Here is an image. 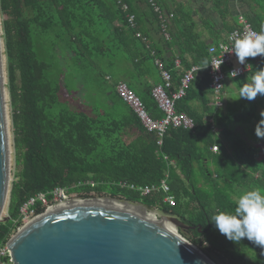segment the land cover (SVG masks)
I'll use <instances>...</instances> for the list:
<instances>
[{
  "label": "trees",
  "instance_id": "1",
  "mask_svg": "<svg viewBox=\"0 0 264 264\" xmlns=\"http://www.w3.org/2000/svg\"><path fill=\"white\" fill-rule=\"evenodd\" d=\"M182 8L171 10L162 0H0L16 163L0 222V264L7 259L3 248L23 224L22 207L35 198L33 209L44 213L39 197L53 202L58 188L66 195L107 192L152 206L195 227L179 233L191 234L190 242L207 256L215 254L229 264H264V249L247 238L227 240L209 221L219 211H234L245 191H264V138L254 131L264 96L238 98L239 87L264 68V57L248 58L250 70L227 80L223 106L217 109L209 102L211 79L205 67L213 58L211 46L201 42L190 15L183 20ZM248 21L256 32L264 27V15ZM243 26L240 21L229 33ZM180 41L188 44L179 56L184 67H191L188 52L193 64L205 67L176 106L194 127L171 126L160 147L157 133L144 127L117 87L126 84L149 116L162 120L153 99L154 88L162 85L155 63L161 59L173 71L179 58L165 54ZM181 77L173 72L176 90ZM167 174L175 206L164 201L168 194L162 191L142 196L129 188L159 186Z\"/></svg>",
  "mask_w": 264,
  "mask_h": 264
},
{
  "label": "water",
  "instance_id": "2",
  "mask_svg": "<svg viewBox=\"0 0 264 264\" xmlns=\"http://www.w3.org/2000/svg\"><path fill=\"white\" fill-rule=\"evenodd\" d=\"M4 91L0 39V222L10 176ZM87 200L93 199L49 209L12 236L6 244L12 264H215L179 234V229L195 230L179 218L158 215L157 209L142 203L117 200L142 208L146 216ZM152 214L157 217H148Z\"/></svg>",
  "mask_w": 264,
  "mask_h": 264
},
{
  "label": "built area",
  "instance_id": "3",
  "mask_svg": "<svg viewBox=\"0 0 264 264\" xmlns=\"http://www.w3.org/2000/svg\"><path fill=\"white\" fill-rule=\"evenodd\" d=\"M124 7H125L124 10H127V5H125ZM154 7L155 9L159 10V6L154 5ZM129 18L131 21H135V17L133 15H130ZM241 21L244 25L243 30L241 31L236 30L232 32L228 36L226 41L220 43L218 47L214 46L210 49V53L211 55H213V58L208 67V72H209V76L211 79L210 88L213 91L217 109H220L223 106L222 96L224 95V92H225V84L227 83V80L229 78H236V77L242 76L246 72H248L251 68L248 62V58H246V62L244 65H240L234 53L225 52L226 50L228 51L231 50L232 43L237 38L238 34L242 35L249 31H254L246 20L244 21V19H241ZM168 31H169L168 27L165 26L163 28V32L165 33L166 39L169 38L167 34ZM221 59H222L221 65L219 66V68H216L218 65V61H220ZM156 66L158 67L161 73L163 83L162 85H159L154 88L153 99L157 103L160 111L164 114V117L162 120L156 121L152 119L147 113L142 101L134 93H132L129 90L126 84L121 83L117 87V92L119 96L122 98V100L126 103V105H128L138 115L144 127L147 128L149 131H154L157 133L159 137L158 144L160 147H162L163 144L165 143L164 139H165L167 130L171 126L182 127L184 129H191L194 127L193 120L188 115L178 113L176 110V106H177V103L183 101L186 98L187 93L189 92L190 86L192 85L196 77V74H198L201 70H203V68L199 66H192L191 68L186 70L182 76L180 87L173 94H170V92L174 89L173 75L166 68L165 63L161 59L156 60ZM182 68L183 67L180 64V61H177L176 69L180 70ZM236 70H238V75L233 77L230 73ZM210 121L213 122V119H211ZM217 148H218L217 146H214V150H217ZM165 159L169 160L171 165H175V161L169 159L168 155H165ZM166 178L167 179H164L159 186L144 187V188H136L134 186H130L129 188L131 190H136L140 192L142 196H149L153 194V192L162 191L168 194L165 197L164 201L170 204V206H175L176 205L175 198L169 195L170 190H171L169 183H168L169 174H167ZM69 197H72V196L66 195L64 189L58 188L53 192V198H54L53 202H50L47 199L46 195L44 194H42L39 197V200L43 202L42 205L44 208L52 209L58 205H62L63 202L66 203L69 200H76L75 197L74 198H69ZM36 203H37L36 199L32 198L21 209L23 221L27 222V224L31 223L30 222L31 218L34 215H37L36 211L33 209ZM37 217L38 216H36V218ZM1 254L3 255L4 258H7L2 264H12V260L10 258V254L7 250L6 245L3 248Z\"/></svg>",
  "mask_w": 264,
  "mask_h": 264
},
{
  "label": "clouds",
  "instance_id": "4",
  "mask_svg": "<svg viewBox=\"0 0 264 264\" xmlns=\"http://www.w3.org/2000/svg\"><path fill=\"white\" fill-rule=\"evenodd\" d=\"M225 52L234 53L240 65L245 64L246 58L264 57V27L260 32L249 31L242 35L238 34L231 50ZM221 63L222 59L218 61L216 68H219ZM208 65L210 64L206 63L205 67ZM230 74L235 77L238 75V70ZM258 94L264 96V68L257 70L250 82L239 87L238 98L252 101ZM260 116L262 119L255 126L254 131L257 138H264V111ZM209 221L227 240L239 243L242 238H247L248 241L264 249V191H245L238 196L234 211H219L213 214Z\"/></svg>",
  "mask_w": 264,
  "mask_h": 264
},
{
  "label": "crops",
  "instance_id": "5",
  "mask_svg": "<svg viewBox=\"0 0 264 264\" xmlns=\"http://www.w3.org/2000/svg\"><path fill=\"white\" fill-rule=\"evenodd\" d=\"M162 1H164L171 10H175L176 7L182 5L184 7L182 9H184L185 13H187L182 15L183 20L188 19L187 15H190L189 20L196 27L195 32L198 33L201 42L206 46L209 47L211 46V48L217 46L220 42L226 40L230 34L229 33L230 28L240 23L241 19H244V21L246 20L249 23L248 21L249 18L254 17L255 14L264 15V0H162ZM219 1H222L221 4L222 10L221 9L218 10L216 7V4H218ZM163 35L165 38L164 32ZM170 38H171V34H170ZM177 44L178 46L168 49L165 55L167 57L172 55L175 56V58H179L175 62L174 70L173 71L169 70V71L172 73V75L174 71H177L179 72V74L183 76L184 72L189 68L186 69L184 67L182 63L183 58L179 56L182 55L183 48L188 50V44L183 43L181 41L178 42ZM181 45L184 46L182 47ZM189 53L190 52H188L187 54L188 56L185 58H187V61L191 65V67L196 66L195 64L192 63V59L190 56L191 54ZM177 61H180V64L183 67L180 70L176 69ZM155 67H156L155 70L157 71V72L155 71L157 76L159 77V79L162 80L161 73L158 67L156 66V63H155ZM200 72L196 74V76H198ZM175 86L176 85H174V89L170 92V94H173L176 91ZM209 102L212 103L214 107H216L214 94L212 90H211V95L209 97ZM199 106H200L199 104H196L195 107H199ZM206 119L211 120L210 118H206Z\"/></svg>",
  "mask_w": 264,
  "mask_h": 264
},
{
  "label": "rangeland",
  "instance_id": "6",
  "mask_svg": "<svg viewBox=\"0 0 264 264\" xmlns=\"http://www.w3.org/2000/svg\"><path fill=\"white\" fill-rule=\"evenodd\" d=\"M169 18H172V16H169ZM3 20H4V18H3V16L0 13L1 61H2L3 76H4L5 105H6V115H7L8 132H9V145H10V152H9V156H10V160H9L10 176H9V184H8V196H7V201H6V206H7L9 195H10V191H11V185H12L13 180H15V178H13V174H15L16 163H15V149H13L12 120H11V109H10V97H9V91H8L7 56H6L5 44H4V40H3V35H4L3 34V24H4ZM167 34H168V37L170 38V34L171 33L168 32ZM167 40H169V39H167ZM227 97H228V95H227ZM246 101H247V99H246ZM239 125H240L239 130H241L242 124H239ZM245 138H247L250 141V143L254 142V140H251L247 136H245ZM102 194L103 195L98 196L95 193H91L90 195L87 196V198H85V196L83 194H71L69 196H72V197H69V198H74L75 197L76 199H81L83 197L84 199H107V198L111 197L110 193L104 192ZM115 199L122 200V201H127L126 199H120V198H116V197H115ZM63 203H65V202H63ZM6 206H5L4 212L2 214V219L5 217V214H6ZM53 209H55V208H52L50 210L48 208H46L44 213H46L47 210L51 211ZM157 212H158V215L162 214V212H160L159 210H157ZM44 213H42V214H44ZM36 216L40 217L41 214L34 215L31 218L30 222H32L34 218L36 219ZM26 221H28V220H26ZM28 224H27V222L23 221V224L19 228V231L22 230L23 228H25ZM15 235H13V236H15ZM180 235H182V234H180ZM182 236L190 242L189 237L191 236V234H187L186 236L182 235ZM196 248L200 249L205 254V252L203 251L202 248H199V247H196ZM209 258L215 264H229L227 260L226 261H222V259L219 256L215 255V254H213V257H209Z\"/></svg>",
  "mask_w": 264,
  "mask_h": 264
},
{
  "label": "bare ground",
  "instance_id": "7",
  "mask_svg": "<svg viewBox=\"0 0 264 264\" xmlns=\"http://www.w3.org/2000/svg\"><path fill=\"white\" fill-rule=\"evenodd\" d=\"M87 202L88 203H93V204L115 206V207H119V208L128 210L130 212H133L135 214H139L141 216H146V213H145V211H143L142 208H140L138 206L129 205V204H126L124 202H119L117 200H111V199H93V200H87ZM80 203H85V202H81V201H79V199H76L74 201H68L65 204H62L60 206H57V207H55V209L58 208V207H61V206H65V205L80 204ZM148 217H151V218L155 219L154 217H157V216H154V214H152V216L150 215ZM166 227L169 228L170 230H172L175 233L177 232L175 230V227L172 224H169L168 223V224H166Z\"/></svg>",
  "mask_w": 264,
  "mask_h": 264
},
{
  "label": "flooded vegetation",
  "instance_id": "8",
  "mask_svg": "<svg viewBox=\"0 0 264 264\" xmlns=\"http://www.w3.org/2000/svg\"><path fill=\"white\" fill-rule=\"evenodd\" d=\"M81 199H84V198H81Z\"/></svg>",
  "mask_w": 264,
  "mask_h": 264
}]
</instances>
